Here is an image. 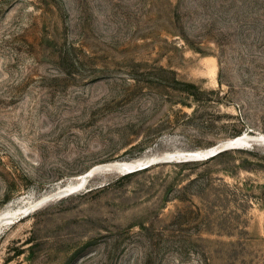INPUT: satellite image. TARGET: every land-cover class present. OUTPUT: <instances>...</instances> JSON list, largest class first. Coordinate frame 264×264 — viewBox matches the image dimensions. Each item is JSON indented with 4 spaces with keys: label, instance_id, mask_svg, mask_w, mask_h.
<instances>
[{
    "label": "rangeland",
    "instance_id": "1",
    "mask_svg": "<svg viewBox=\"0 0 264 264\" xmlns=\"http://www.w3.org/2000/svg\"><path fill=\"white\" fill-rule=\"evenodd\" d=\"M33 202L0 264H264V0H0V215Z\"/></svg>",
    "mask_w": 264,
    "mask_h": 264
},
{
    "label": "bare ground",
    "instance_id": "2",
    "mask_svg": "<svg viewBox=\"0 0 264 264\" xmlns=\"http://www.w3.org/2000/svg\"><path fill=\"white\" fill-rule=\"evenodd\" d=\"M250 137V136H249ZM248 137V134L247 133H244V134H238V135H235V136H232L230 137L228 140L226 141H231L232 143H234L235 145H243L244 143H246V141L249 139ZM253 138V137H251ZM225 141V140H224ZM211 147V146H210ZM208 149V148H207ZM152 159V164L154 162H156V158H143V157H138V158H134L132 160H128V161H124V162H118V165L116 166H120V167H123L124 165H127V166H134V165H138V164H144V163H147L148 161H151ZM150 163V165H151ZM121 164L123 166H121ZM149 165V166H150ZM124 168V167H123ZM91 174H88V175H81V176H78L76 177L75 179H77V181L75 180H71L68 184H67V188L65 190H67L69 187H80V186H83L85 184V181L84 178L87 177V176H90ZM88 182V181H87ZM61 191V190H60ZM23 200L20 199L18 202L16 203H20L22 202ZM26 201V200H25ZM38 201V200H37ZM41 201V200H40ZM30 203V202H29ZM10 205V204H9ZM12 205V204H11ZM17 205V204H15ZM21 205V204H20ZM33 207L35 205V203L33 202ZM28 206V205H27ZM31 206L29 207H23L22 206H17L15 207L14 209H12L11 211L6 212L4 213L3 215H0V226L3 225V222H2V219L4 220L5 218L8 219L9 217H13V216H19V215H22V214H28L30 212H32L33 210H35L36 208H38L39 206H35L34 208H30ZM5 212V211H4ZM3 213V211H2ZM11 219V218H10Z\"/></svg>",
    "mask_w": 264,
    "mask_h": 264
},
{
    "label": "water",
    "instance_id": "3",
    "mask_svg": "<svg viewBox=\"0 0 264 264\" xmlns=\"http://www.w3.org/2000/svg\"><path fill=\"white\" fill-rule=\"evenodd\" d=\"M238 145H235L234 143H232L231 141H225L222 142L220 144H217L211 148L208 149H204V150H190V151H182V152H174L172 154H167L168 156L163 157L164 160H171V159H182V160H189V159H202V158H207L209 156H213L227 148H231V147H236ZM151 161H148L147 163L144 164H138V165H134V166H127V169L130 171L136 170V169H140V168H145L148 167L150 165ZM96 168H91L89 170H87L84 175H88V174H93L95 172ZM89 176L85 177L84 180H88ZM75 187H69L67 190H65L64 192H71L74 190Z\"/></svg>",
    "mask_w": 264,
    "mask_h": 264
},
{
    "label": "trees",
    "instance_id": "4",
    "mask_svg": "<svg viewBox=\"0 0 264 264\" xmlns=\"http://www.w3.org/2000/svg\"><path fill=\"white\" fill-rule=\"evenodd\" d=\"M224 151H225V150H223V151H221V152H219V153H217V154H215V155H213V156H210L209 158H214V157L218 156L219 154H222Z\"/></svg>",
    "mask_w": 264,
    "mask_h": 264
}]
</instances>
